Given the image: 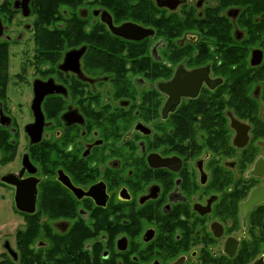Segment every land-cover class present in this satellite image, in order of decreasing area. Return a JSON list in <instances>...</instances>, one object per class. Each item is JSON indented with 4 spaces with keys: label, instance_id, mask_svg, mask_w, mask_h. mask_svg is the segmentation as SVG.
Here are the masks:
<instances>
[{
    "label": "flooded vegetation",
    "instance_id": "af4514ba",
    "mask_svg": "<svg viewBox=\"0 0 264 264\" xmlns=\"http://www.w3.org/2000/svg\"><path fill=\"white\" fill-rule=\"evenodd\" d=\"M0 264H264V0H0Z\"/></svg>",
    "mask_w": 264,
    "mask_h": 264
}]
</instances>
